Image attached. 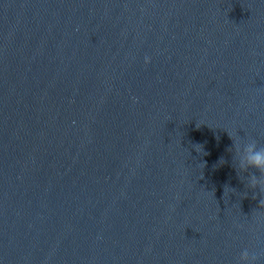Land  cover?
<instances>
[{"label": "clouds", "instance_id": "obj_1", "mask_svg": "<svg viewBox=\"0 0 264 264\" xmlns=\"http://www.w3.org/2000/svg\"><path fill=\"white\" fill-rule=\"evenodd\" d=\"M228 151L232 153L233 167L239 177L242 173L248 172L249 169L259 172L258 176L255 172L249 173L247 183L249 188L259 189L262 197H264V143H260L254 138L233 140ZM259 204L260 208H264V198L260 199ZM255 261V255L250 254L248 249H244L240 253L238 264H255Z\"/></svg>", "mask_w": 264, "mask_h": 264}]
</instances>
